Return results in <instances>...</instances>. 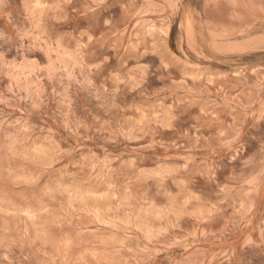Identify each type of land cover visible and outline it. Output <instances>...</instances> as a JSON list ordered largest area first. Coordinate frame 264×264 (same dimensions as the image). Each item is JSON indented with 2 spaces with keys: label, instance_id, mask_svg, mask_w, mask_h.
I'll list each match as a JSON object with an SVG mask.
<instances>
[{
  "label": "rangeland",
  "instance_id": "obj_1",
  "mask_svg": "<svg viewBox=\"0 0 264 264\" xmlns=\"http://www.w3.org/2000/svg\"><path fill=\"white\" fill-rule=\"evenodd\" d=\"M95 4L0 0V264H264V0Z\"/></svg>",
  "mask_w": 264,
  "mask_h": 264
},
{
  "label": "snow or ice",
  "instance_id": "obj_2",
  "mask_svg": "<svg viewBox=\"0 0 264 264\" xmlns=\"http://www.w3.org/2000/svg\"><path fill=\"white\" fill-rule=\"evenodd\" d=\"M104 6H105V0H96L95 8H97V9L102 11ZM101 23H103V20H101ZM88 39L90 40L91 36H89Z\"/></svg>",
  "mask_w": 264,
  "mask_h": 264
}]
</instances>
